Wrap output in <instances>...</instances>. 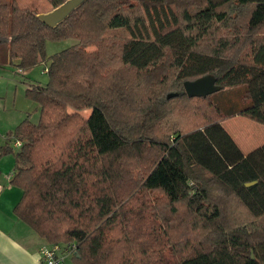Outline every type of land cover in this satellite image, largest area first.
Segmentation results:
<instances>
[{"label": "trees", "instance_id": "trees-1", "mask_svg": "<svg viewBox=\"0 0 264 264\" xmlns=\"http://www.w3.org/2000/svg\"><path fill=\"white\" fill-rule=\"evenodd\" d=\"M66 1L0 0V68L77 41L25 91L39 118L12 133L13 214L73 264H264V144L245 156L221 125L264 126V0H84L39 20ZM205 76L219 90L188 98Z\"/></svg>", "mask_w": 264, "mask_h": 264}, {"label": "crops", "instance_id": "crops-1", "mask_svg": "<svg viewBox=\"0 0 264 264\" xmlns=\"http://www.w3.org/2000/svg\"><path fill=\"white\" fill-rule=\"evenodd\" d=\"M62 42L70 43L68 40ZM16 63V61L7 62L0 68L2 72L6 67H12L14 76L19 75L13 82L15 96L18 97L17 102L22 103L18 113H15V109L0 104V264H39L38 252L48 244L13 214L14 207L21 199L22 191L10 183L16 171L15 155L21 147V145L14 146L16 140L12 133L25 119L33 124L38 122V120L33 122L29 118L31 104L24 99L25 91L36 84L22 80L25 79L28 71H20L16 68ZM3 76L4 74H0V79L4 81ZM18 84H22L23 87L17 86ZM19 93L24 97H19ZM32 104L34 105L32 110L39 114L38 105L34 102ZM66 258L73 264L70 256L64 257L63 264Z\"/></svg>", "mask_w": 264, "mask_h": 264}, {"label": "rangeland", "instance_id": "rangeland-1", "mask_svg": "<svg viewBox=\"0 0 264 264\" xmlns=\"http://www.w3.org/2000/svg\"><path fill=\"white\" fill-rule=\"evenodd\" d=\"M37 8H39L37 6ZM53 9H47L42 14H48ZM66 41V40H64ZM70 43H58L48 41L45 46L46 60L38 63L35 67L31 68L26 72L25 79L23 81L34 83L36 85L45 86L47 84L48 78L47 75L43 73L44 68L48 67L49 61L48 58L55 53H58L64 49H67L69 46H73L77 44L76 40L68 39ZM68 45V46H67ZM2 69H0L1 71ZM0 74H4L5 80L0 79V104L5 105V107L9 109H15V113H18V109L21 106V102H17V96H15V87H14V79H18V76H14L12 67H6L3 69ZM17 86L23 87L22 84H18ZM19 97L23 98L24 96L20 95ZM26 102L31 104L29 110L30 115L29 118L31 121L36 122L38 120V112L33 111L34 105L28 99L24 98ZM72 112V110H70ZM90 113V110H83L81 112L82 116L86 118ZM225 132L229 135L232 141L235 143L237 148L243 155H248L253 150L259 148L264 144V126L258 123H255L251 120H248L242 116L236 115L229 119L224 120L221 123ZM173 137V136H172ZM171 137V138H172ZM167 260L173 261L175 258L171 255L167 256ZM65 264H71L70 259H65Z\"/></svg>", "mask_w": 264, "mask_h": 264}, {"label": "water", "instance_id": "water-1", "mask_svg": "<svg viewBox=\"0 0 264 264\" xmlns=\"http://www.w3.org/2000/svg\"><path fill=\"white\" fill-rule=\"evenodd\" d=\"M84 0H67L59 7L53 9L48 14L38 15L39 20L49 27H55L61 23L69 14L75 10ZM185 94L188 98L193 97H206L219 90V87L215 85L214 78L211 76L201 77L194 81H187L183 83ZM172 94L168 95L171 97ZM254 183L246 184V187L253 185Z\"/></svg>", "mask_w": 264, "mask_h": 264}, {"label": "built area", "instance_id": "built-area-1", "mask_svg": "<svg viewBox=\"0 0 264 264\" xmlns=\"http://www.w3.org/2000/svg\"><path fill=\"white\" fill-rule=\"evenodd\" d=\"M43 73H47V68H44ZM19 141L14 142V146L19 147ZM70 251V249H69ZM67 248H62L60 245H51L43 247L38 252L39 264H63L65 256H70Z\"/></svg>", "mask_w": 264, "mask_h": 264}]
</instances>
